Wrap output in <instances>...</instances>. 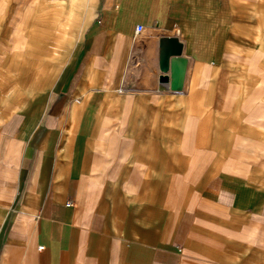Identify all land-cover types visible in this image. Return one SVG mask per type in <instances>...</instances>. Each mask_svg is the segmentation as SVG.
Listing matches in <instances>:
<instances>
[{
	"label": "crops",
	"instance_id": "0c3cea01",
	"mask_svg": "<svg viewBox=\"0 0 264 264\" xmlns=\"http://www.w3.org/2000/svg\"><path fill=\"white\" fill-rule=\"evenodd\" d=\"M55 2L33 0L30 19ZM84 10L42 80L26 70L13 95L15 67H0V120L16 128L0 138L18 156L5 199L0 145V264H264V0ZM164 39L187 60L180 88Z\"/></svg>",
	"mask_w": 264,
	"mask_h": 264
},
{
	"label": "rangeland",
	"instance_id": "374dc122",
	"mask_svg": "<svg viewBox=\"0 0 264 264\" xmlns=\"http://www.w3.org/2000/svg\"><path fill=\"white\" fill-rule=\"evenodd\" d=\"M87 1L91 0H76V2L70 0L62 2V0H56L55 4L52 6H46V3L41 7H35L32 14L33 16H44V19H30V10L33 7L32 4H34L33 0H7V2L9 3L8 6L10 7V9L8 10L9 19L8 21H0V24L3 22V24L0 25V29H2L3 31L2 37L0 35V49H3L2 51H0V63L2 64V66L0 64V67L6 66L7 72L9 70L11 71L15 67L14 69L16 70V72L12 71L10 74L8 72V76H6L7 78H5V80L7 79V82L9 80L12 82L10 92L13 93V95L15 93L20 94V86H22L20 85V83L22 84V82L25 80L23 76L26 74V70H28L29 72H33L32 77L34 79L36 73L38 75L39 71L36 72V69H32L33 64L36 63L35 65H38L39 67L41 66V73L42 76H44L45 70L52 72V61H56L60 64L62 63L64 56L67 55L68 51H70L73 45L76 44L75 42L77 41L78 35L80 33V22L82 19V14L85 11V6H87ZM49 15L51 16L50 18H48ZM70 17H72V19ZM69 20H71L69 22L70 28H68L67 30L57 27V23L68 22ZM46 26L53 27V30L59 33L60 36V39L58 38L55 41L56 45L53 49L52 56H50V53H48L47 56L45 55V53L51 48L50 46L46 48L43 44L45 39L49 35ZM38 37L43 38V42L40 47H38V43L40 41V38ZM50 39L51 38H47V40L49 41ZM3 41L5 45L4 48L2 45ZM61 51L64 53H62ZM15 61H17V63H14ZM20 65H22V67L24 68L21 74L18 71V66ZM0 78V82H2V78H4V75H1ZM48 78L50 79L51 77ZM4 87H6L5 84ZM36 92V89H32V94H36ZM32 96V98H34L37 97L38 94ZM18 101H21V97L18 99ZM2 118L4 119V117ZM0 129L2 135H7V133L5 132L6 130H14L16 128L13 127L12 123L8 124L6 120H0ZM10 140L11 139H9L7 136H2L0 138L2 161L1 178H3L2 188L5 199L8 197V193L11 192V189L13 187L12 184L16 179L15 167L18 163V156L17 154H15L16 145L11 144Z\"/></svg>",
	"mask_w": 264,
	"mask_h": 264
},
{
	"label": "water",
	"instance_id": "95a60500",
	"mask_svg": "<svg viewBox=\"0 0 264 264\" xmlns=\"http://www.w3.org/2000/svg\"><path fill=\"white\" fill-rule=\"evenodd\" d=\"M176 43L177 40L164 39L160 54L162 72L164 73L170 70L172 89L180 88L187 66V60L180 57L182 46H177ZM171 56H173V58H171ZM162 81H167V78L165 77Z\"/></svg>",
	"mask_w": 264,
	"mask_h": 264
},
{
	"label": "bare ground",
	"instance_id": "6f19581e",
	"mask_svg": "<svg viewBox=\"0 0 264 264\" xmlns=\"http://www.w3.org/2000/svg\"><path fill=\"white\" fill-rule=\"evenodd\" d=\"M66 0H62V2H65ZM70 1H75L76 2V0H70ZM78 1V0H77ZM81 2V1H80ZM72 3H74V2H72ZM65 4H67V3H65ZM43 12H45V11H43ZM38 14V13H37ZM40 14V13H39ZM41 15V14H40ZM41 17V16H40ZM44 17V16H43ZM77 17H79V16H77ZM39 18V17H38ZM71 19H72V17H70ZM76 19V18H75ZM79 19V18H78ZM77 19V20H78ZM71 20H69L68 22H63V23H57V27H60V28H62V29H65V30H67L68 28H70V24H69V22H70ZM75 29V28H74ZM38 31V30H37ZM42 31V30H41ZM39 34V33H38ZM42 34V33H41ZM40 35V34H39ZM38 38H40V41H39V46L38 47H40L41 45H42V42H43V38L42 37H38ZM72 38V37H71ZM36 40V39H35ZM33 42V41H32ZM71 44V43H70ZM36 47H37V45H36ZM46 48H47V46H45ZM31 48V47H30ZM31 50V49H30ZM42 50V49H41ZM62 52V51H61ZM62 53H64V52H62ZM63 56V55H62ZM54 59V58H53ZM62 59H63V57H62ZM39 62V61H38ZM36 64V63H35ZM35 64H33V66H32V69H36V72H38V75H36L35 76V79H39V80H41V75H42V70H41V66L39 67L38 65H35ZM42 64H44V63H42ZM45 66V65H44ZM45 68V67H44ZM3 69H4V67H3ZM0 70H1V68H0ZM2 71V70H1ZM1 75H3L2 73H0V77H1ZM1 79V78H0ZM21 104V103H20ZM23 104V103H22ZM21 106V105H20Z\"/></svg>",
	"mask_w": 264,
	"mask_h": 264
},
{
	"label": "built area",
	"instance_id": "2783aa9c",
	"mask_svg": "<svg viewBox=\"0 0 264 264\" xmlns=\"http://www.w3.org/2000/svg\"><path fill=\"white\" fill-rule=\"evenodd\" d=\"M142 27H138V29H137V33H139L140 31H142ZM40 249H43L42 247L40 248Z\"/></svg>",
	"mask_w": 264,
	"mask_h": 264
}]
</instances>
